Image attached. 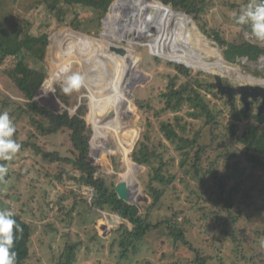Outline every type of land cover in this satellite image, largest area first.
Segmentation results:
<instances>
[{"label":"rangeland","instance_id":"374dc122","mask_svg":"<svg viewBox=\"0 0 264 264\" xmlns=\"http://www.w3.org/2000/svg\"><path fill=\"white\" fill-rule=\"evenodd\" d=\"M7 1L0 0V21L9 25L19 23L21 27L32 23L34 30H29L31 35L44 31L49 13L45 12L43 0ZM212 1L214 6L204 15L200 25L187 14L174 10L171 5L165 7L157 0L139 5L136 17L143 19L148 16L146 20L151 21L156 31L140 40L137 38L141 35L134 33L131 40L123 43L116 30L117 14L114 11L121 10L127 1L121 2L113 11L109 8L100 22L90 9L79 6L67 8L64 12L66 24L73 23L77 17L82 23L79 30L69 25L57 27L55 23L48 22L47 29H55L49 36L50 44L44 62L41 61L43 53L39 50L33 53L37 60L30 61L35 68L44 69L46 80L54 83L50 94L42 87L35 100L55 113L68 112L71 115L77 113L79 106H85L84 119L92 130L89 162L98 168V175L109 186L114 184L115 187L123 179L126 180L134 205L142 212L151 203L146 185L154 169L131 159L137 143L148 135L149 146L154 147L165 163L163 171L178 174L182 159L175 145L166 139V132L162 129L164 124L169 123L172 132L175 129L178 135L182 133L186 136H192L194 127H203V121L190 117L192 110L188 105L172 110L160 95L177 70L198 78L203 86L200 92L213 110L220 129L229 132V123H236V134L232 136L236 145L250 120L241 118L238 121L232 116L227 97L212 86L216 83L214 75L222 78L224 86H262L256 82H264V56L258 62L247 57L226 61L225 57L229 59L227 56L232 54L229 52L227 55L228 47L210 40L200 28L206 25L208 29H216L233 45L249 42L264 49V45L258 44L251 36L247 26L237 25L233 19V13L238 14L250 0ZM152 10H156L157 14L154 15ZM8 28L14 30L11 26ZM182 33L191 34V45ZM112 45L132 51L134 56H130L131 61L130 54L113 53L110 50ZM14 65L15 62L10 60L0 66V112L8 111L16 128L14 137L18 135L20 141L25 142L31 140L43 148L47 147L50 152L71 155L66 134L60 132L49 137L40 136L30 125L26 114L16 113L17 105L25 103V99L10 78ZM65 65L70 66L71 72H79L86 78V88L71 95L62 92L63 75L59 79L55 75ZM233 104L234 109L246 110L240 96ZM260 105L261 101H251L246 112L258 114ZM259 116H264V111ZM183 126L186 127L185 132ZM203 131L208 135L207 127H203ZM0 163L8 167L7 175L0 180V210L9 209L21 214L36 230L31 242V256L25 264H60L64 257H74L72 264H189L186 260L188 256L173 250L164 230L149 233L137 244V251L128 250L131 226L113 214L110 207L105 210L91 208L94 193L92 189L75 183L73 177L79 174L73 166L64 165L66 171L59 181L56 175L60 165L44 159L31 148H20L11 160H0ZM154 166L160 165L157 162ZM182 176L181 173L172 187L173 191L168 192L160 206L152 211L151 222H161L172 217L174 212L180 213L179 209H187L195 203L194 198L187 201L189 191L180 181ZM74 192L77 194L75 198L71 197ZM262 197L256 208L247 211L249 218L238 226L249 229L251 244L240 250L246 258L253 253L264 259V246L261 245L264 237H259L257 232L264 231V195ZM172 208L175 210L170 213ZM199 217H192L196 226L199 225ZM178 218L181 221L183 216L178 215ZM195 233L193 238L198 236ZM210 236L214 240L209 241L207 249H203L208 254L222 256L227 263L237 260L239 264H248L220 228L210 230ZM70 248H74L71 254ZM258 264L264 262L258 261Z\"/></svg>","mask_w":264,"mask_h":264},{"label":"trees","instance_id":"16d2710c","mask_svg":"<svg viewBox=\"0 0 264 264\" xmlns=\"http://www.w3.org/2000/svg\"><path fill=\"white\" fill-rule=\"evenodd\" d=\"M114 1L43 0L42 5L45 12L49 13V20L46 21L44 31L42 30L39 35L30 34L29 30H34L32 23H29L27 27H21L19 23L9 25L0 21V66L10 60L15 62L10 78L15 83L17 91L25 99V103L17 105L16 113L26 114L30 125L40 136L49 137L60 132L66 134L72 153L64 156L58 151H47V147L43 148L31 140L28 142L20 141L18 135L14 139L21 145L20 148H31L44 159L60 165L59 173L56 175L59 181L63 179V174L66 171L65 166H73L79 174L78 177H73L75 183L92 189L94 193L91 208L105 210L110 207L113 214L131 226V241L127 247L128 250L137 251V244L145 239L149 233L164 230L173 250L182 251L184 256H188L186 260L189 264H239L237 260L227 263L222 256H212L203 250L208 248L209 241L214 240L213 237L211 239L210 230L213 231L215 227H218L221 233L227 234L233 246L239 249L238 255L244 257L248 264H258V261L264 262V259L256 254L251 253L250 257L246 258L245 254L240 252L241 248L250 245L251 242L249 229L238 228L246 218H249L247 211L256 208L258 202L263 199L262 195H264V116L248 113L244 109H234L228 104L235 119L238 121L241 118L250 120L236 145L232 137L236 134V123L234 121L229 123V132L220 129V124L214 117L213 110L200 92L203 86L198 78L180 72L177 68V74L170 78L165 90L161 91L160 95L172 110L182 109L185 104L188 105L192 110L190 117L194 120L203 121V127L208 128V135H205L203 127L198 129L194 127L192 136H186L182 133L178 135L175 129L172 132L169 123L166 126L164 124L162 129L166 132V139L175 145L182 159L178 174L163 171L165 163L162 157L157 155L154 147L149 146L147 140H150V137L148 135L143 137V141L137 143L131 159L139 165L154 169L146 185V193L151 199V203L142 212L137 206L121 200L115 192L114 184L109 186L98 175V168L89 162L92 130L84 119L86 115L85 106H79L77 113L71 115L68 112L55 113L35 100L37 93L42 89L47 79V72L42 68H35L30 65V61L32 59L37 60L33 53L39 50L43 53L41 61L44 62L46 49L50 44L49 36L55 29L53 27L48 30L47 23L53 22L57 27L69 25L79 30V25L82 23L78 21L77 17L73 23L66 24L64 12H67V8L79 6L90 9L100 22ZM153 1L155 0H145L144 4ZM157 1L162 2L165 7L171 5L174 10L187 14L199 25L204 15L214 6L212 0ZM121 2V0L117 2L113 10L118 8ZM139 5L143 4L136 2V7ZM10 26L14 29L13 31L9 30L8 27ZM200 28L210 40L222 47H228L227 55L229 52L232 54L227 56L229 59L225 57L226 61L233 62L235 59L247 57L251 61L258 62L264 56V49L258 45L249 42L243 45H233L221 37L216 29H208L206 25H202ZM248 29L250 30L249 27ZM182 34L185 35L186 41L191 45V34ZM238 75L242 80L244 79L239 71ZM256 83L264 86L262 81ZM180 125L181 122H179ZM185 128L182 127L184 132L186 131ZM92 149L94 150V145H92ZM157 162L159 167L154 166ZM181 173L183 176L180 181L185 183V189L189 191L187 201L194 198L195 203L187 209H179L180 213L174 212L172 217H167L161 222H151L152 211L160 206L168 192L173 191L172 187ZM71 197L75 198L77 194L74 192ZM174 210V208L170 209V213ZM177 214L183 216L181 221H179ZM197 215L200 217L197 219L199 225L196 226L192 217ZM14 218L23 228V232L18 235V239L15 241L14 250L17 254V264H25L31 256V242L36 230L34 225L21 214L14 213ZM237 230L239 232H236ZM194 232L196 235L198 233L196 238L192 237ZM257 232L259 237H264V231L258 230ZM200 245L202 246L200 247ZM73 249H69L70 254ZM126 252L124 255L127 254ZM73 258L66 259L64 257L60 264H72Z\"/></svg>","mask_w":264,"mask_h":264},{"label":"clouds","instance_id":"9594fccd","mask_svg":"<svg viewBox=\"0 0 264 264\" xmlns=\"http://www.w3.org/2000/svg\"><path fill=\"white\" fill-rule=\"evenodd\" d=\"M234 22L240 26H247L251 36L261 45H264V0H250L248 4L233 13ZM63 74L62 92L71 95L87 87L86 78L79 72H71L70 66L65 65L58 69L57 79ZM48 82L45 81V86ZM16 132L15 125L7 110L0 112V160L8 161L20 150L21 145L13 139ZM8 173V167L0 163V180ZM23 228L14 218L9 209L0 210V264H17V254L14 250L15 241ZM264 246V241L261 242Z\"/></svg>","mask_w":264,"mask_h":264},{"label":"water","instance_id":"95a60500","mask_svg":"<svg viewBox=\"0 0 264 264\" xmlns=\"http://www.w3.org/2000/svg\"><path fill=\"white\" fill-rule=\"evenodd\" d=\"M120 0H115L114 5ZM122 2H126L124 7H121V10L117 9V16L115 19L116 22V30L119 36L122 38V43L131 40L133 38L134 33L140 34L137 40L143 39L145 37H150L151 34H154L156 29L151 23L150 20H146L148 16H144L143 19L137 18L136 11V2L139 4H144L145 0H121ZM113 6V5H112ZM110 7V11L113 10V7ZM150 11V10H149ZM154 15L157 14L156 10L151 11ZM137 18V19H136ZM106 20H108L106 18ZM110 48L113 52H118L123 56L129 55V60L131 61L130 56H134L132 51L119 47L121 49L113 47ZM215 82L212 86L217 88L218 91L227 97L228 102L233 106V102L240 96L241 103L245 106L246 111L250 109V104L252 102L261 101V105L259 107L258 115H262L264 111V87L263 86H252V85H240L238 87H232L230 85L224 86L222 82V78L219 75H214ZM91 162V161H90ZM92 163V162H91ZM115 192L117 196L126 203L134 205V200L131 198V191L128 187V183L126 180H122L115 186Z\"/></svg>","mask_w":264,"mask_h":264},{"label":"built area","instance_id":"2783aa9c","mask_svg":"<svg viewBox=\"0 0 264 264\" xmlns=\"http://www.w3.org/2000/svg\"><path fill=\"white\" fill-rule=\"evenodd\" d=\"M57 74L58 73H56V75L55 76H57ZM60 75H63V74H60ZM61 77V76H60ZM47 82H48V85L47 86H45V83H44V85H43V87L45 88V90L47 91V93H49L50 94V91H52L51 90V88H52V86H53V81L52 80H46ZM55 90V89H54ZM52 93V92H51Z\"/></svg>","mask_w":264,"mask_h":264},{"label":"bare ground","instance_id":"6f19581e","mask_svg":"<svg viewBox=\"0 0 264 264\" xmlns=\"http://www.w3.org/2000/svg\"><path fill=\"white\" fill-rule=\"evenodd\" d=\"M114 13H116L117 14V10H115L114 11ZM115 48H117V46H115ZM113 52V51H112ZM113 53H116V51L115 52H113ZM118 53V52H117ZM118 55H119V53H118Z\"/></svg>","mask_w":264,"mask_h":264}]
</instances>
